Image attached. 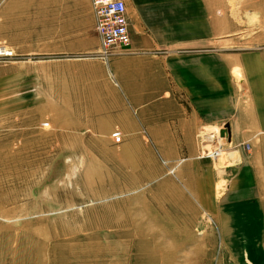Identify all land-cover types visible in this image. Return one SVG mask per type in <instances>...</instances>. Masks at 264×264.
<instances>
[{
  "label": "rangeland",
  "instance_id": "obj_1",
  "mask_svg": "<svg viewBox=\"0 0 264 264\" xmlns=\"http://www.w3.org/2000/svg\"><path fill=\"white\" fill-rule=\"evenodd\" d=\"M221 5L233 33L207 35L191 57L263 52L264 0ZM22 7L0 0V264H264V227L227 224L219 176L259 148L231 146L214 126L189 156L170 129L90 124L87 99L104 76L116 85L96 34L93 54L62 56L73 40Z\"/></svg>",
  "mask_w": 264,
  "mask_h": 264
},
{
  "label": "crops",
  "instance_id": "obj_2",
  "mask_svg": "<svg viewBox=\"0 0 264 264\" xmlns=\"http://www.w3.org/2000/svg\"><path fill=\"white\" fill-rule=\"evenodd\" d=\"M122 1L130 46L128 52L112 56L108 66L100 64L116 85L104 76L103 86L96 87L95 95L86 100V114L108 115L110 129L125 130L129 125L135 130L170 129V143L186 148L189 156L198 151L200 130L214 126L226 130L231 146L259 148L257 154L242 156L241 169L230 165L219 172L226 185L220 194L230 214L229 226L264 227V51L227 59L191 57L192 44L207 35L233 33L232 25L223 26L222 13L217 16L215 12L222 8V0L218 7L217 0L215 6L211 0ZM4 2L8 11L14 10L15 2L26 3L22 9L34 11L40 25L62 28L56 34L69 36L74 45L63 47L58 54L96 52L90 0ZM106 87L108 96L102 91ZM83 103L79 98L80 108ZM197 161L199 172H210L212 178L209 163Z\"/></svg>",
  "mask_w": 264,
  "mask_h": 264
},
{
  "label": "built area",
  "instance_id": "obj_3",
  "mask_svg": "<svg viewBox=\"0 0 264 264\" xmlns=\"http://www.w3.org/2000/svg\"><path fill=\"white\" fill-rule=\"evenodd\" d=\"M90 5L102 60L107 62L112 56L127 52L131 40L123 1L90 0Z\"/></svg>",
  "mask_w": 264,
  "mask_h": 264
},
{
  "label": "water",
  "instance_id": "obj_4",
  "mask_svg": "<svg viewBox=\"0 0 264 264\" xmlns=\"http://www.w3.org/2000/svg\"><path fill=\"white\" fill-rule=\"evenodd\" d=\"M225 134H226V130H225V129H223V130L220 131V136H221V137H224Z\"/></svg>",
  "mask_w": 264,
  "mask_h": 264
},
{
  "label": "bare ground",
  "instance_id": "obj_5",
  "mask_svg": "<svg viewBox=\"0 0 264 264\" xmlns=\"http://www.w3.org/2000/svg\"><path fill=\"white\" fill-rule=\"evenodd\" d=\"M226 136H227V134H225V136H224V137H226ZM224 137H223V138H224Z\"/></svg>",
  "mask_w": 264,
  "mask_h": 264
}]
</instances>
